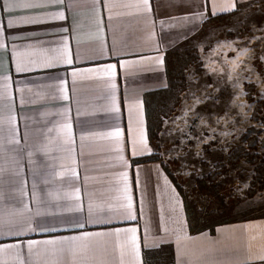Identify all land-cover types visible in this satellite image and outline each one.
Here are the masks:
<instances>
[{"label":"crops","instance_id":"obj_1","mask_svg":"<svg viewBox=\"0 0 264 264\" xmlns=\"http://www.w3.org/2000/svg\"><path fill=\"white\" fill-rule=\"evenodd\" d=\"M252 1L256 0H150L151 10L142 13L121 6L129 0H62L59 7L11 9L14 20L33 17L39 22L16 23L9 28V13L3 11L5 0H0V25L5 29L0 36V169L5 170L0 174V217L23 210L19 202L21 187L25 191L23 202L35 211V182L45 212L41 222L55 227L23 234L0 232V248L20 246L18 257L15 249L0 252V264H122V259L128 264L131 257L126 248L123 258L121 255L126 240L123 235L97 238L88 249L81 246L82 242H75L71 251L67 245L38 243L30 252L28 241L59 240L79 236L82 231L114 233L130 227L137 228L138 264H264V215L192 228L178 187H171L160 165L149 160L154 147L146 103L147 95L150 104V94L168 88L167 57L172 48L198 34L209 19L235 13ZM105 2L114 5L110 11L102 6ZM225 4L235 7L222 11ZM196 12H202L203 18L194 15ZM59 13L64 14V20L52 18ZM65 42L73 64L53 61V66H44L47 58L62 54ZM14 50L23 55L13 58ZM17 60L25 62V71L16 72ZM109 65H115L114 78L108 75ZM75 69L95 71H81L73 78ZM6 78L10 87L5 92ZM61 80L66 82L68 101L60 96ZM111 82L117 85L120 108L115 113L109 110ZM64 108H70V154L62 150L64 131L56 127L63 123L56 113ZM45 112L51 115L42 117ZM26 125L28 144L34 137L49 144L48 155L37 152L32 164L25 147ZM47 128L53 131L48 133ZM116 128L121 129L119 138L101 135ZM17 161L20 171L13 175L11 170ZM125 172L126 182L122 177ZM45 178L48 184L43 183ZM125 183L133 196L136 220L128 219L119 207L126 203ZM171 188L175 190L173 215L169 213ZM76 189H80L85 208L89 198L104 207V222L84 229L56 223L78 215L58 210L75 202Z\"/></svg>","mask_w":264,"mask_h":264},{"label":"rangeland","instance_id":"obj_2","mask_svg":"<svg viewBox=\"0 0 264 264\" xmlns=\"http://www.w3.org/2000/svg\"><path fill=\"white\" fill-rule=\"evenodd\" d=\"M169 52L176 85L152 156L178 187L192 228L263 216L264 0L209 19Z\"/></svg>","mask_w":264,"mask_h":264},{"label":"snow or ice","instance_id":"obj_3","mask_svg":"<svg viewBox=\"0 0 264 264\" xmlns=\"http://www.w3.org/2000/svg\"><path fill=\"white\" fill-rule=\"evenodd\" d=\"M62 5V0H35V2H30V0H5L4 5H3V11L9 13V19H8V27L11 28L14 24L16 23H23V24H34L38 23L39 21L36 18L33 17H26L23 18L20 21L14 20L12 18L11 14V9H32V8H39V7H53V6H61ZM104 8H108L109 11L111 8L114 6L110 3L105 2L102 5ZM122 7L125 8H134L138 12L142 13H147L151 10L150 8V0H129V2L124 3L121 5ZM197 8H199V5H196ZM234 4H225L221 6L222 11H228L230 8H234ZM216 14V5H213V15ZM194 15L200 16L201 19L203 18V13L202 12H196ZM53 19H60L64 20L65 16L63 13H59L58 16H53ZM67 31V29H65ZM5 34V29L2 25H0V36H3ZM62 54L56 57H50L47 58L44 61V66L46 67H51L53 66V61H56L58 63H63L67 65H72L73 64V58L72 54L69 50L68 43L65 42L62 46L61 49ZM22 53L16 52L15 50L13 51V58L22 56ZM29 63H35L34 61H29ZM162 63V61H161ZM109 72L108 75L112 78L115 77V65H109ZM27 69V65L23 60H17L16 63V72H23ZM81 71H88L92 72L95 71L94 69H75L72 72L73 78L77 76V74ZM65 81L61 80V88H60V96L64 101L69 100L67 88L64 86ZM10 87V84L7 80L5 79V85H4V90L5 92L7 91V88ZM116 83L111 82L109 84V88L111 90L110 94V103H109V110L111 112H119L120 108L117 102V98L115 95V90H116ZM138 106V105H137ZM70 111V108H64L60 112H57L56 115L61 116L63 118V123L56 125V127H59L62 129L65 133L63 144L65 147L62 148L63 151L67 153H71L72 151V124L68 122V113ZM77 114L79 115V109L77 110ZM51 115V113L45 112L41 113L42 117H47ZM37 132L40 131L39 129L36 130ZM53 131V128H47V132L51 133ZM101 135H106L109 137L115 136L119 138L122 133L120 128L114 129V131L108 132V133H102ZM29 139V131L27 130V125H26V131H25V141H26V150H27V155L29 158V163L32 164V157L37 153H42L45 156L48 155L49 153V144L48 143H43L39 141V139L34 137V142L32 144H28L27 141ZM48 139L49 143H51V140L49 137H46ZM13 140H15V135H14V129H13ZM141 143L144 145L145 148H147V141L144 140L143 138L141 139ZM120 159H123V157H120ZM5 170L0 169V174L4 173ZM12 174H19V163L17 161L16 168L12 169ZM122 177L127 181V173H122ZM44 184H48L49 181L45 178L43 179ZM33 193H32V199L36 202V209L33 211L32 209L28 208V205L23 202V197L25 196V191L24 188L21 187L19 189V196H20V203L23 205V210L19 211L17 213H12L8 214L6 217H0V232L4 234H12L13 232L17 234H23L28 231H46V230H55L54 226L47 225L45 223H42L41 220L45 216V212L41 210V204L43 203L39 197L37 196V193L35 191L37 185L34 182L33 183ZM124 196L123 199L126 201V203L121 204L119 207L123 209L124 215L131 220H136V212L134 211L133 208V196L131 194V190L128 187L127 183H125L124 188H123ZM49 196H53V193H49ZM53 198H58V197H53ZM74 203L72 205H67L63 209H58L59 211H68V212H73L77 213L78 215L74 218L70 219H60L56 223L59 225L63 226L64 228H71V229H84L86 225L89 224H97L104 222V217L102 216V213L104 212V207L101 205L95 204L91 198H89L87 207L85 208L83 202L81 201V196H80V189L75 190V195H74ZM109 211L112 210V206H109L108 208ZM141 215L143 214V198H141ZM48 215H55V213L48 212ZM161 222H163V216L161 217ZM148 229L147 227L145 228V232H147ZM180 234H183V229L181 227L180 229ZM115 235L117 238H120L122 235L126 237L125 243L121 245L122 247V258H123V250L126 248L128 251L131 259L128 261V264H138L139 257H140V245L138 242V237H137V228L136 227H130V228H123V229H116L114 233L112 232H88V231H82L81 235L76 236H66L62 237L59 240H44V241H28V247L31 252L32 248L34 245L40 243L43 245H67L68 250L71 251L72 247L74 246L75 242H82L81 246L85 249L91 248L92 244L90 243L91 241L97 239V238H102V237H109ZM179 239V235H178ZM19 245H7L4 246L3 248H0V252L3 251H10L15 249L17 252V257L19 256ZM20 264H23V261L20 262ZM84 264H87L85 261ZM122 264H123V259H122Z\"/></svg>","mask_w":264,"mask_h":264},{"label":"trees","instance_id":"obj_4","mask_svg":"<svg viewBox=\"0 0 264 264\" xmlns=\"http://www.w3.org/2000/svg\"><path fill=\"white\" fill-rule=\"evenodd\" d=\"M222 16H224V15H222ZM177 56L178 57H176V62H178L181 55L179 54ZM170 57H171V54L169 52L168 57H167L168 88L150 94V98L152 99L150 104L148 101L149 95L146 96V103H148L147 119H148V130H149L150 138L152 137L153 130H155L157 127H159L157 125H159V122L161 121V119H160L161 118V111H162V107H165V100L167 98L168 93H172L173 91H175L173 88L175 87L176 82L172 81V77H171L172 71L169 68L170 67L169 66ZM174 62H175V60H174ZM175 97L177 98V95H175ZM154 158L155 157L151 156L149 158V160L156 162V159H154Z\"/></svg>","mask_w":264,"mask_h":264}]
</instances>
